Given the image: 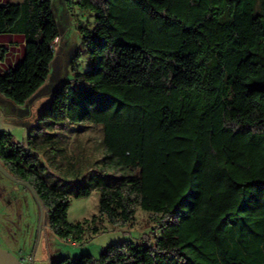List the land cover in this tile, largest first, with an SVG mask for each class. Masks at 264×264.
<instances>
[{
  "label": "trees",
  "instance_id": "obj_1",
  "mask_svg": "<svg viewBox=\"0 0 264 264\" xmlns=\"http://www.w3.org/2000/svg\"><path fill=\"white\" fill-rule=\"evenodd\" d=\"M228 1L78 0L95 13L93 28L79 25L90 68L74 70L39 120L102 126L101 158L67 189L47 181L31 141L0 133V163L32 187L60 238H81L89 222L68 220L67 196L94 189L110 224L127 225L137 208L156 224L152 240L51 264H264V0H233L232 10ZM5 33L25 46L0 72V92L23 104L50 72L51 0L0 1ZM52 144L42 147L56 158ZM81 171L72 164L62 178Z\"/></svg>",
  "mask_w": 264,
  "mask_h": 264
},
{
  "label": "rangeland",
  "instance_id": "obj_2",
  "mask_svg": "<svg viewBox=\"0 0 264 264\" xmlns=\"http://www.w3.org/2000/svg\"><path fill=\"white\" fill-rule=\"evenodd\" d=\"M12 1L18 3L22 0ZM258 3L259 0L257 6ZM51 4L59 36L53 43L49 75L23 104H17L0 92V133L10 135L15 145L27 147V142L31 141L32 152L45 166L47 181L72 189L85 183L95 168L94 162L101 158L102 126L66 122L57 123L60 128L50 129L49 122L40 121L39 115L49 104L53 92L65 81L74 80V70L84 72L90 68V56L79 25L93 28L95 13L80 8L78 0H51ZM233 4V0L228 1L230 10ZM51 140L53 146L63 150L56 158L53 157V148L42 147ZM72 164L82 169L81 175L62 178L63 172L68 171ZM67 197L68 220L73 223L89 221L81 238L55 235L32 190L16 183L0 169V247L21 258L23 264H51L53 259L60 257L79 258L87 253L98 256L106 246L115 242L131 240L144 243L149 236L153 239L152 229L156 223L149 212L137 208L131 222L125 226H114L98 215L97 189L87 197ZM93 217H96L98 227L96 233L90 223Z\"/></svg>",
  "mask_w": 264,
  "mask_h": 264
},
{
  "label": "crops",
  "instance_id": "obj_3",
  "mask_svg": "<svg viewBox=\"0 0 264 264\" xmlns=\"http://www.w3.org/2000/svg\"><path fill=\"white\" fill-rule=\"evenodd\" d=\"M0 1L13 2L12 0ZM0 45L6 46V50H4L3 54L0 56V72H4L11 67H15L21 60L25 40L20 34L5 33L0 35Z\"/></svg>",
  "mask_w": 264,
  "mask_h": 264
},
{
  "label": "water",
  "instance_id": "obj_4",
  "mask_svg": "<svg viewBox=\"0 0 264 264\" xmlns=\"http://www.w3.org/2000/svg\"><path fill=\"white\" fill-rule=\"evenodd\" d=\"M0 169L6 174L8 175L9 177H11L12 179H15V177H13L12 175H10L8 173V171L6 169L3 168V166L0 164ZM20 182V180H18ZM22 184H24L25 186L29 187L32 192L35 194L37 200L39 201L40 205H41V202L40 200L38 199L36 193L34 192V190L32 189V187L26 183V182H20ZM42 205H41V212H42ZM0 264H23L22 263V260L21 258L15 256L14 254H12L11 252H9L8 250L4 249V248H1L0 247Z\"/></svg>",
  "mask_w": 264,
  "mask_h": 264
},
{
  "label": "flooded vegetation",
  "instance_id": "obj_5",
  "mask_svg": "<svg viewBox=\"0 0 264 264\" xmlns=\"http://www.w3.org/2000/svg\"><path fill=\"white\" fill-rule=\"evenodd\" d=\"M14 177V176H13ZM16 183H19V184H22V183H20L21 181L22 182H25V181H23V180H21V179H17V178H15V179H13ZM18 180H20V182L18 181Z\"/></svg>",
  "mask_w": 264,
  "mask_h": 264
},
{
  "label": "built area",
  "instance_id": "obj_6",
  "mask_svg": "<svg viewBox=\"0 0 264 264\" xmlns=\"http://www.w3.org/2000/svg\"><path fill=\"white\" fill-rule=\"evenodd\" d=\"M57 39V38H56Z\"/></svg>",
  "mask_w": 264,
  "mask_h": 264
}]
</instances>
